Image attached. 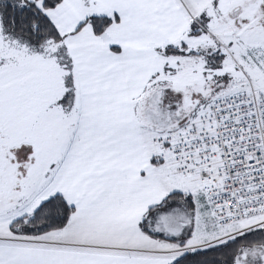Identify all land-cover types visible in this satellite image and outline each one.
<instances>
[{"label":"snow or ice","instance_id":"snow-or-ice-1","mask_svg":"<svg viewBox=\"0 0 264 264\" xmlns=\"http://www.w3.org/2000/svg\"><path fill=\"white\" fill-rule=\"evenodd\" d=\"M0 264H264V0H0Z\"/></svg>","mask_w":264,"mask_h":264}]
</instances>
